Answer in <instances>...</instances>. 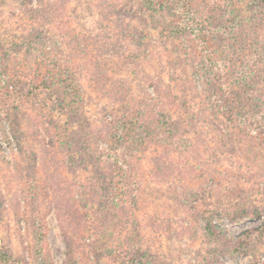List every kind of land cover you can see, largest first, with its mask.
Segmentation results:
<instances>
[{
    "label": "rangeland",
    "instance_id": "374dc122",
    "mask_svg": "<svg viewBox=\"0 0 264 264\" xmlns=\"http://www.w3.org/2000/svg\"><path fill=\"white\" fill-rule=\"evenodd\" d=\"M248 1L0 0L5 255L36 264L39 238L52 264H264V109L252 117L250 109L237 108L228 118L187 62L186 54L199 44L169 33L177 24L175 7L182 22L201 13L206 23L211 17L219 24L228 8L251 34L256 14L247 11ZM256 21L257 43L230 40L225 47L245 48L242 54L252 58L258 54L264 71V22ZM248 63L242 58L232 66L230 60L215 64L214 79L224 66L225 72L233 66L239 71ZM69 79L75 87L58 92L57 80ZM39 82L32 91L30 83ZM259 87L264 90V78ZM147 101L158 105V117H141L139 105ZM74 110L84 116L95 161L69 148L67 131L78 130L69 128ZM175 123L187 132L191 155L167 154L151 138ZM128 150H134L129 168L110 161ZM102 172L115 186L106 207L93 191ZM35 214L43 220L38 227L31 224ZM100 220L108 227L102 229Z\"/></svg>",
    "mask_w": 264,
    "mask_h": 264
},
{
    "label": "trees",
    "instance_id": "16d2710c",
    "mask_svg": "<svg viewBox=\"0 0 264 264\" xmlns=\"http://www.w3.org/2000/svg\"><path fill=\"white\" fill-rule=\"evenodd\" d=\"M247 11L252 14H256L254 16L255 21H251V29L254 30L253 33L249 34L246 32V29L244 28V22H241L240 20L236 21L235 19H231V11L226 8L224 11H222L225 14H222V18L220 19L221 24H219L218 20L209 17L210 21L205 22L204 14H196L192 15L186 19L185 21H180L177 17H180V12L174 7L171 10L172 15L174 16L175 20H177L174 25H170V35L171 37L175 38H192L193 41H195V44H199V49L193 48L192 53L186 54L187 62L191 63V66L193 67V71L196 73L197 77H199L202 80V83L207 87V93L209 98H213L216 101V106L218 109H220L228 118H232L234 115L236 116V113L239 111H245L246 109H250V116L256 114L259 116V113L262 109H264V95H262L261 88L259 87V79L264 78V71L261 70L259 67L263 63V60L261 56H258V54H254L253 58L250 56V54H242L244 51H237L231 49L226 45L231 40V42H234L236 44H255L257 43L256 40H252L256 36V32L258 31L257 28V21L264 22V0H249L246 4ZM159 9L162 10L161 6H159ZM209 9V8H208ZM222 9V8H221ZM170 11V9H169ZM210 11V9H209ZM162 12H165L162 10ZM198 15V16H197ZM227 16V17H226ZM231 19V20H229ZM251 19V18H250ZM257 23V24H255ZM207 29H212L211 34L207 31ZM245 29V30H244ZM253 34V36H252ZM230 49V50H229ZM226 54V58L225 57ZM231 54L230 58H227V56ZM251 57V58H250ZM247 59L248 68L241 69L237 71V69L233 66L231 69H228L229 72H225V66L222 69V73L218 71L216 73V77L214 79V66L215 64H222L227 63L228 60H230L231 66L234 65L237 61L240 59ZM247 62V61H246ZM217 69V68H216ZM218 70V69H217ZM231 71V72H230ZM236 76L232 73H235ZM227 79L228 76H233L234 81H237L235 84L230 85L227 83V81L224 78ZM59 79V78H58ZM102 81V80H97ZM58 87L57 91H71L75 87V83L73 80H70L65 84L62 80H57ZM39 83H30L31 90L33 91L35 88L39 87ZM49 87V86H48ZM31 93V92H30ZM75 95H77V90L75 92ZM150 103V104H149ZM140 107L144 108V111L141 109V117H143L144 113H149L153 117L154 115H159V112L155 110V107H157V104L151 105V101H147L144 103H140ZM238 108V111L236 112V109ZM69 112V110H68ZM236 112V113H235ZM72 113L73 115H70L68 117L69 120V128L73 125L76 126L77 131H67V138L69 142V148L74 152H79L81 154V157L84 159H89L90 154L92 152V149L89 145V136H87L86 131V123L84 121V116L82 113H80L78 110H74ZM247 117V116H246ZM253 117V116H252ZM156 120V119H155ZM264 120V119H263ZM72 123V124H71ZM174 129H165V130H157L156 134L153 133L152 139L155 141V143L160 144L162 147H164L167 151V154L170 152H177V154H181V156L185 155H191L192 154V148L191 145L187 142H185V135L187 134L186 131L177 129V124L172 125ZM260 131L261 133H264V122L260 123ZM264 136V135H263ZM4 141L7 146H11L12 140L9 139L8 135L3 134ZM155 137V138H154ZM13 138L18 145L19 149L21 148V144L19 141V138L14 134L13 132ZM141 137H139L138 141H141ZM264 140V139H263ZM21 153H24L21 151ZM27 155H30V161L33 156L26 152ZM134 154V150H128V152L122 154L121 158H118L113 161L112 163L115 165L122 166L123 170L126 168H129L130 165V159L132 158V155ZM92 159L94 158L93 154ZM105 158V157H104ZM104 158H101L104 160ZM95 159V158H94ZM93 159V161H95ZM92 161V164H93ZM96 165V164H95ZM97 166H95L96 168ZM110 174L106 173H100L98 175V178L95 180L94 183V190H97V194L101 195L102 201L101 204L106 207L107 202L113 201L114 193H115V186L113 183V177L109 176ZM50 178V181L53 180V176L50 174L48 175ZM109 176V177H108ZM135 187V189H139L140 184L136 182L134 179H131L130 177H126ZM54 186L56 185L57 188L59 184H56L57 182L54 181ZM110 197V199L108 198ZM112 207V206H111ZM107 211H110V208L106 209ZM116 211V210H115ZM114 211V212H115ZM116 213V212H115ZM104 214V213H103ZM113 216H117V213ZM118 217V216H117ZM102 222V220H100ZM43 223L42 218L35 214L31 218V224L36 225L37 227ZM106 223V224H105ZM108 227V221L103 220L100 227L102 229ZM116 224L112 223L109 224V227H115ZM40 231V230H39ZM211 236L215 235L214 233L210 231ZM41 240L37 238L34 248H33V255L36 261V264H52L50 263V255L47 250H45L42 246H40ZM227 248H230L229 245H227ZM236 249V248H233ZM67 250L70 253L71 248L69 244L67 245ZM236 251V250H234ZM130 260L129 262H131ZM70 260L66 264H70ZM0 263L2 264H22L21 260H15L12 258V256L5 255L0 250Z\"/></svg>",
    "mask_w": 264,
    "mask_h": 264
}]
</instances>
